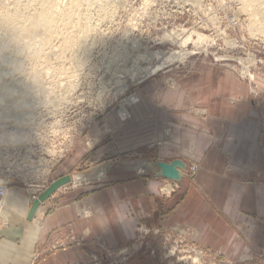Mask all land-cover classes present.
Listing matches in <instances>:
<instances>
[{
	"label": "crops",
	"instance_id": "obj_1",
	"mask_svg": "<svg viewBox=\"0 0 264 264\" xmlns=\"http://www.w3.org/2000/svg\"><path fill=\"white\" fill-rule=\"evenodd\" d=\"M225 83V79H209L204 73L180 78L174 86L152 80L142 85L139 98L125 100L132 112L127 122L108 119L112 126L117 125L114 141L92 149L83 142L77 144L54 170L53 180L70 174L86 157L128 153L154 137L162 141L155 151L156 159L197 162L199 169L193 181L185 176L179 187L178 181L136 174L120 164L129 159H120L110 164L100 181L71 189L61 187L35 216L40 215L39 221L35 218L40 230L31 257L35 248L39 256L34 261L28 257L29 264H90L91 256L99 255L101 247L132 242L140 224L190 228L197 244L220 251L236 263L261 255L264 149L257 143L255 116L245 108L246 93L237 95V109L233 110ZM195 106L206 108L205 121L191 113ZM84 208L89 210L88 216L81 214ZM71 236L75 241L67 246L51 245ZM3 240L0 246L8 252L2 248L0 255L16 256L11 263L20 264L24 244ZM151 263V257L141 256L129 264Z\"/></svg>",
	"mask_w": 264,
	"mask_h": 264
},
{
	"label": "rangeland",
	"instance_id": "obj_2",
	"mask_svg": "<svg viewBox=\"0 0 264 264\" xmlns=\"http://www.w3.org/2000/svg\"><path fill=\"white\" fill-rule=\"evenodd\" d=\"M2 1L0 0L6 5L13 2V0ZM144 1L81 2L80 8L90 17L75 21L78 28H81L80 30L87 27L89 31L88 37L81 38L82 48L60 53L55 46L61 42V36H54L52 41L44 46L37 37L27 38L29 42L32 41V44L29 43L31 48L24 50L25 56L39 53L42 57L47 56L50 63L53 64L56 61L58 63L52 74L47 76L53 81L44 87L57 91L56 89L69 88L68 84L72 81L75 83L73 92L68 93L63 90L65 92L63 101L68 106L64 116L72 108L71 112L74 111L65 125L71 126L74 122L76 124L74 126L79 130L78 137L67 156L77 144L82 142L85 145L92 143L89 147L92 149L101 148L114 141L117 125L112 126L108 119L116 117L121 123L127 122L132 112L129 105L125 106V100L131 96L139 98L138 91L145 83L156 80L165 85L174 86L180 78L198 77L202 73L209 79H225L226 83L223 88L225 94L229 96L230 108L233 110L237 109V107L235 109L237 95L240 92L246 93L243 97L245 108L253 112L255 116L257 143L264 149V18L261 13L264 11V2H262L264 0H149L151 5H144ZM21 2L25 3L26 0H21ZM59 2L62 8L67 4V0H59ZM254 3H257L258 9L256 12H251L246 4H252V9ZM197 34H202L204 38L197 39ZM184 36L185 38L189 36L190 40H188L189 44L187 42L182 46L180 42L185 39ZM49 44L55 47H53L54 50ZM39 46L41 50H38ZM181 49L189 51L182 60L170 62L153 74L148 73L150 68L164 61L167 55ZM53 55L59 57L54 59ZM70 60L77 64L73 65ZM67 67L70 71L75 69L77 73L71 79L70 75H67V81H65L66 77H62L65 79L62 82L59 71L60 68L67 69ZM14 76L18 77V75ZM57 92L60 94L62 91ZM191 113L202 121L208 117L206 108L201 106H195ZM0 130H5L8 137L25 132L23 128L17 129V126L12 124ZM93 140H95L94 143ZM160 145L162 141L154 137L147 140V143L139 145L137 150L128 153L108 155L107 158L98 157L99 155H94L95 158L86 157L69 174L71 178L73 175L84 174L86 180L79 184L70 182L67 184L68 189L102 180L92 174V170L97 169L96 166H98V169L103 167L107 171L110 164L120 159L147 161L144 175L149 174L151 171L149 165L158 160L154 155ZM67 156L53 168L50 173L51 181L54 170L63 163ZM193 164L199 163L185 164L186 172L184 169L182 178L187 176L189 181L194 180L197 172L196 169H192ZM134 170L137 174L138 171ZM180 181H178L179 187ZM18 185L8 188L12 193L8 204L12 202L14 205L8 206L5 201V205L17 213L14 222L17 223L18 230L13 233L14 227L5 224L4 219L0 221V245L4 244L1 242L3 239L10 238L18 244L23 243L26 247L25 215L30 200L26 188L22 184ZM36 219H40V215ZM181 230L179 228H151L140 224L132 242L116 248L101 247L102 251L99 255L91 256L90 264H129L131 260L141 256L151 257V264H264V246L261 255L242 263H236L220 251L197 244L192 236L195 234L193 230L192 234ZM14 234L17 238H14ZM74 241L72 236L65 237L55 240L51 245L62 247ZM2 248L4 247L0 246L1 250ZM36 249L34 257L30 258L32 261L39 256ZM3 251L8 252L5 248ZM198 253L200 262H195L193 259ZM13 259H16V256L0 255V264H12ZM19 261L20 264L31 262L25 254ZM14 264L18 263L14 262Z\"/></svg>",
	"mask_w": 264,
	"mask_h": 264
},
{
	"label": "bare ground",
	"instance_id": "obj_3",
	"mask_svg": "<svg viewBox=\"0 0 264 264\" xmlns=\"http://www.w3.org/2000/svg\"><path fill=\"white\" fill-rule=\"evenodd\" d=\"M93 1L94 0L92 1L67 0V4L62 8L60 6L61 3L59 2V0H26L25 3L21 2V0H13V2L9 5L1 3L3 2L1 0L0 2V128L5 129V127L10 124L15 126V124L18 123V120L20 121L21 119L24 118H25L24 120L25 122L29 121L35 123V120H37V117L39 116L56 115L60 118L64 116V113L67 111L68 106L65 105L63 101V98H65V96H63L65 95V92H63V90L68 91V93L73 92L75 88V83L74 81L70 82V84H68L69 82H67L69 88L56 89L59 92L62 91L60 94L52 88L44 87L47 84L50 85L51 84L50 81H53L47 76L52 74L54 67L58 66V63H56L57 61L53 62V64L52 62L50 63L49 62L50 60L47 59L48 58L47 56L42 57L39 53H34L33 55L30 54V56L27 55L25 56L24 50L28 47L31 48L29 43L32 44V41L30 40L29 42L28 41L29 39L27 38L28 37L30 38L32 36L37 37L39 38L40 43L43 44L44 46L50 43V41H52V38L54 36L57 35L59 37L61 36L60 37L62 38V40L60 39L61 42L58 43L59 44L58 46L57 45L55 46L57 47L58 50H60L59 51L60 53L61 51L62 52L64 51L65 53V51H72L74 49L82 48L81 38L88 37L87 35L89 31L87 27L80 30L81 28H78L75 21L80 20L81 18L82 19L90 18L86 12L82 11V9L80 8V4L81 2H93ZM145 1H144V5H148V4L151 5L150 4L151 0L150 1L145 0ZM246 5L250 8L251 12H256L258 9L256 7L257 3L253 4L252 9H251L252 4H246ZM261 13L264 18V11H261ZM174 38L177 37L174 36ZM202 38H204L202 34H197V39L201 40ZM188 40H190L189 36L183 39L181 42L179 41L181 43L180 45L184 46L188 42ZM49 46L52 47V45L50 44ZM52 49L51 51L54 50ZM38 50H41L40 46ZM56 53L58 54V52ZM64 53L62 55L63 57H64ZM188 53L189 51L187 52L185 49H181L180 51H174L169 55H167L164 61L162 60L160 64H157L154 67L150 68L148 73L153 74L163 69L170 62L172 63L173 61L176 60H182L184 56ZM56 57H54L53 55L54 59ZM71 62L73 63V61ZM74 64L77 63H73V65ZM67 69L60 68L59 76L61 77L62 82L65 80L63 79L64 77H66L65 81H67L68 79L67 75L68 76L70 75V79H71V77H74L75 73H77L75 69L72 71H70L69 70L70 68L68 67ZM14 75H18V77H15ZM249 76L252 77L251 74H249ZM58 84L61 83L58 82ZM42 106H46V107L43 110L39 109ZM121 109L123 108L121 107ZM43 112H45V114H42ZM38 120L39 122H42L40 119ZM24 121H22L20 125L21 128L26 130L28 129L29 126ZM52 124H57L58 126H56V129L58 130L63 129V132L65 133L64 138L68 136L71 137L72 132L77 131L76 127L74 126L76 125L74 124V122L71 123L72 124L71 126L65 125V128L59 127L60 120L58 119H56L55 122H53ZM157 161H161V160H155L154 163H151V165H149V167H151L150 175L154 177L166 178L159 174ZM120 164L132 168L133 170L136 169V171H138L137 173H139L140 175H144L145 170L147 169V167L145 166L147 165V161L143 159L123 160L120 162ZM192 167L196 169V172L199 169L197 164H193ZM184 169L186 170L185 166L183 169H181L182 173ZM185 170L184 172H186ZM92 174H95L99 179H103L105 177L106 170L103 167L99 169H93ZM48 175L49 173L45 175L41 183L47 180L46 178L48 177ZM69 177H70L69 181L58 187L50 197H52L56 193V191H58L61 187L69 184L70 182H72V184H79L86 180V176L84 174L73 175L72 178L69 175ZM166 180L178 181L169 178H166ZM53 181L54 180L52 179V181L48 182V186ZM33 189L34 188H28L27 190L28 197L30 200V205L36 199H38L39 196L38 195L35 199L32 200V196L35 194L36 191ZM11 197H12V193L9 192L7 188V190L4 192L3 198L0 201V217L2 220L4 219L3 221L5 224L11 225V227L15 228V230L13 231V233H15V231L18 230V228L16 227L17 223L15 224L14 222L15 217H17L16 215L17 213H15L12 208H9L5 205V201H7L8 204V200ZM46 200L40 202L31 220H27V214L30 205L25 215V220L29 222L27 224V229H26L27 232L26 235L27 243L25 247L26 258L33 256L34 245L37 239V234L40 230V223L37 220H35V216L40 210L41 205ZM10 204L11 206L14 205V203L12 202ZM10 204H8V206H10ZM81 214L88 216L90 212L88 209L84 208L83 210H81ZM143 228L144 227H142V229ZM181 231L184 233L192 234L191 232L192 230L190 228H185L184 230L182 229ZM194 253H196V251ZM199 256H200L199 253L196 254L193 260L195 262H200L198 259Z\"/></svg>",
	"mask_w": 264,
	"mask_h": 264
},
{
	"label": "built area",
	"instance_id": "obj_4",
	"mask_svg": "<svg viewBox=\"0 0 264 264\" xmlns=\"http://www.w3.org/2000/svg\"><path fill=\"white\" fill-rule=\"evenodd\" d=\"M45 107L39 109L43 110ZM71 110L63 120L56 115L39 116L35 123L25 122V118L18 120L15 124L17 129L21 128L22 121L29 127L24 133L12 137H8L5 130H0V201L7 188L18 184H22L26 191L28 188L36 190L32 200L47 188L53 168L67 156L78 137L79 130L72 132L71 137L64 138L63 129L58 130V125L52 124L58 119L59 127L65 128L68 117L74 113ZM48 173L47 180L41 183ZM0 221L2 222L1 217Z\"/></svg>",
	"mask_w": 264,
	"mask_h": 264
},
{
	"label": "water",
	"instance_id": "obj_5",
	"mask_svg": "<svg viewBox=\"0 0 264 264\" xmlns=\"http://www.w3.org/2000/svg\"><path fill=\"white\" fill-rule=\"evenodd\" d=\"M157 166L159 168V174L162 175L163 177L180 181L183 175L181 169L184 168L185 164L181 160L176 159L170 162L157 161ZM69 179H70L69 175L58 178L54 180L43 192H41L38 196V199H36L30 205L27 214V220H31L33 218L35 211L39 206L40 202L48 199L58 187L67 183Z\"/></svg>",
	"mask_w": 264,
	"mask_h": 264
}]
</instances>
